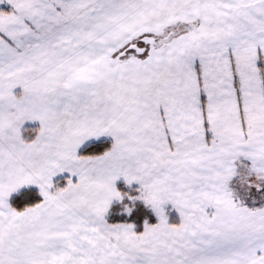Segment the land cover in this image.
I'll return each instance as SVG.
<instances>
[{
	"label": "snow or ice",
	"instance_id": "1",
	"mask_svg": "<svg viewBox=\"0 0 264 264\" xmlns=\"http://www.w3.org/2000/svg\"><path fill=\"white\" fill-rule=\"evenodd\" d=\"M0 264H264V0H0Z\"/></svg>",
	"mask_w": 264,
	"mask_h": 264
}]
</instances>
